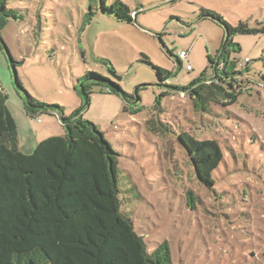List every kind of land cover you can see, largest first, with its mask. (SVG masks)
Segmentation results:
<instances>
[{
  "label": "rangeland",
  "instance_id": "1",
  "mask_svg": "<svg viewBox=\"0 0 264 264\" xmlns=\"http://www.w3.org/2000/svg\"><path fill=\"white\" fill-rule=\"evenodd\" d=\"M121 1L136 11L135 23L101 13L100 0H9L27 19L11 20L1 32L6 49H0L1 91L20 146L30 150L66 134L57 115L26 114L24 91L70 117L84 104L79 82L96 72L138 99L124 112L122 97L93 83L82 114L120 153L122 211L149 252L166 242L173 264H264V87L250 86L235 104L209 103L200 110L188 93L161 87L154 68L171 72L170 82L182 87L206 69L211 77L208 59H215L224 30L199 22L200 9L217 12L234 27L245 22L261 30L264 0ZM234 42L241 47L237 57L261 67L264 33L238 34ZM182 51L188 58L181 68ZM182 133L221 148L211 186L200 179Z\"/></svg>",
  "mask_w": 264,
  "mask_h": 264
},
{
  "label": "trees",
  "instance_id": "2",
  "mask_svg": "<svg viewBox=\"0 0 264 264\" xmlns=\"http://www.w3.org/2000/svg\"><path fill=\"white\" fill-rule=\"evenodd\" d=\"M100 9L122 22L135 23L136 11L121 0L111 5L108 0H100ZM25 19L22 12L9 6V0H0V49H6L1 32L11 20ZM198 21L212 22L224 30L215 59H208L212 76L207 77L206 69L200 78L182 87L170 82L171 72L155 66L159 85L188 93L200 110L208 109L209 103L235 104L250 86L264 87V59L261 67L254 68L251 60L236 56L241 47L234 42L238 34L258 35L264 29H251L245 22L234 27L217 12L204 8ZM177 59L182 68L183 61ZM10 61L15 70L11 56ZM167 82L170 86L165 85ZM16 83L22 89L18 79ZM93 83L106 85L111 94L122 97L127 102L124 112L138 101L136 95L96 72L79 82L84 104L70 117L64 114V108L39 102L24 91L23 108L29 117L55 114L66 132L65 136L40 142L31 154L20 150L16 122L8 111L7 96L0 91V264H173L169 244L165 242L149 252L122 211L125 200L120 153L82 114L90 106ZM165 92L156 97V105H160V97L167 96ZM179 138L200 179L211 186L223 160L221 148L215 141H197L187 133ZM187 202L194 209L196 198L192 193Z\"/></svg>",
  "mask_w": 264,
  "mask_h": 264
},
{
  "label": "built area",
  "instance_id": "3",
  "mask_svg": "<svg viewBox=\"0 0 264 264\" xmlns=\"http://www.w3.org/2000/svg\"><path fill=\"white\" fill-rule=\"evenodd\" d=\"M178 57H179L182 61L187 60V58H188V53L182 51V52L179 53ZM187 70H188V71H191V70H192L191 65H188V66H187ZM1 90H2V87L0 86V91H1ZM38 121L40 122V120H38Z\"/></svg>",
  "mask_w": 264,
  "mask_h": 264
},
{
  "label": "crops",
  "instance_id": "4",
  "mask_svg": "<svg viewBox=\"0 0 264 264\" xmlns=\"http://www.w3.org/2000/svg\"><path fill=\"white\" fill-rule=\"evenodd\" d=\"M1 87H2V85H1ZM2 89H3V87H2ZM39 123H42V122H39ZM38 144H39V143H37V145H38ZM37 145L33 146V149L26 150V151L20 146V150H21L23 153H25V154H31V153H33V151L35 150V148L37 147Z\"/></svg>",
  "mask_w": 264,
  "mask_h": 264
},
{
  "label": "water",
  "instance_id": "5",
  "mask_svg": "<svg viewBox=\"0 0 264 264\" xmlns=\"http://www.w3.org/2000/svg\"><path fill=\"white\" fill-rule=\"evenodd\" d=\"M16 81H17V77H16ZM29 264H35L33 261H30Z\"/></svg>",
  "mask_w": 264,
  "mask_h": 264
}]
</instances>
